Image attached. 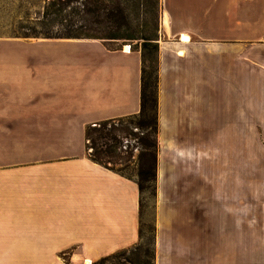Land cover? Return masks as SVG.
<instances>
[{"label":"crops","instance_id":"crops-1","mask_svg":"<svg viewBox=\"0 0 264 264\" xmlns=\"http://www.w3.org/2000/svg\"><path fill=\"white\" fill-rule=\"evenodd\" d=\"M236 1L160 0L154 264H215L217 257L247 264L246 216L233 221V256H216L217 238L230 229L216 227L213 204H201L214 188L215 154L213 138L200 148V130L215 128L216 112L231 127L235 110L230 85L215 89L230 75L216 73L214 59L200 49L212 47L214 56L217 47L223 63L241 48L240 39L224 36L242 32L244 0L231 5ZM183 34L190 40L181 41ZM6 43L0 42V264H93L136 245L137 183L91 160L85 129L139 113L140 51L108 49L96 39L16 40L58 50L38 57L8 55ZM255 224L254 264H264V222Z\"/></svg>","mask_w":264,"mask_h":264},{"label":"rangeland","instance_id":"rangeland-1","mask_svg":"<svg viewBox=\"0 0 264 264\" xmlns=\"http://www.w3.org/2000/svg\"><path fill=\"white\" fill-rule=\"evenodd\" d=\"M44 2L45 0H36L34 4H25V0H0V42L7 41L8 55H14V52L17 51L25 55L28 54L29 56H54L55 52L58 51L56 50L57 48H42L40 46L37 47V45H15L16 40L42 38L23 37L14 29L15 26L10 27L5 25L4 17L7 11L13 10L12 13H14V10L20 6L21 12L15 14L17 19L21 16L20 14H22L24 9L28 8V17L34 19L41 12ZM239 3L240 1L238 0L232 2L231 5H239ZM223 4L225 8H223L222 13L228 14L230 4H225V2ZM241 4L242 32L224 35L230 37L229 39L231 40L238 41L240 39L242 42L241 48L231 51V56H225V59L222 61L223 63L218 60L216 53L218 50L217 47L214 49V56L210 49L212 47L208 49L206 46H201L202 48L200 49V52H204L205 56L214 59L212 68L216 73L224 72L225 75H230V81L216 80L215 89L216 91L218 89L221 91V87L219 88L221 84L230 85L231 96H229L231 99V110H235V113H232L234 114L232 119H230L231 127L227 128L225 126L227 125V121L223 124L222 119L219 118L216 112L215 128L208 130L207 133L206 129L200 130V148L202 150L205 149L207 138L209 141L213 138L214 146L211 151L215 154L213 165L214 188L210 190L208 196L204 194V197L201 199V204H206L207 201L213 204V208H210L209 215L214 217L216 223L218 222L216 227L219 229L228 227L230 229L229 238L227 235H225L226 238L224 240L217 238L218 241L215 242L216 247L214 250L216 256L223 251L226 252L229 250L231 256H233L232 252L234 249H238L239 243V235L237 231L234 232L233 221L237 220L238 222L239 217L246 216L247 264H254L255 221L258 218L259 222L261 220L264 222V0H244ZM226 18L227 16L223 15L219 19ZM236 19H238V15ZM159 40L161 41L160 29ZM164 41H169V38L164 39L162 37V42ZM118 45H121L123 49L128 45L132 49H135L136 42L118 41L116 45L113 44L111 47ZM1 46L4 47L5 44ZM159 46L160 43L158 44V51ZM65 50L66 52H73L77 56L80 49L66 46ZM137 50L140 51V48H137ZM156 96H158V81ZM226 109H228V106H226ZM238 120H241V128L235 127L233 123ZM220 124L224 125V127L221 128ZM243 124H245V128L242 127ZM134 131L137 130L134 129ZM156 138L158 142V124ZM202 150H200V153ZM138 153L139 150L134 149L129 161L120 160L115 164H111V166L117 170L122 169L124 175L131 176L135 179V173L139 164ZM244 162L245 171L243 170ZM143 196L144 207L141 220L145 226L143 229L146 232L149 226H153L155 230L156 195L155 198H149L147 193ZM223 218L228 219L232 224H224L221 220ZM228 240L231 241L230 248H227L225 243ZM235 254V260L238 263L237 251ZM224 262L220 260V257L215 259V264H224Z\"/></svg>","mask_w":264,"mask_h":264},{"label":"trees","instance_id":"trees-1","mask_svg":"<svg viewBox=\"0 0 264 264\" xmlns=\"http://www.w3.org/2000/svg\"><path fill=\"white\" fill-rule=\"evenodd\" d=\"M36 0H25L34 4ZM160 0H45L41 12L28 17V8L20 13V6L7 11L5 25L28 38L42 39H96L108 49H117L118 41H135L140 48L141 92L138 114L104 120L85 129L87 149L92 161L104 165L128 179L122 169L111 164L129 161L138 149V168L135 181L139 190V242L128 248L98 259L93 264H154L155 230L142 224L143 195L155 198L156 156L158 152L157 96L158 40ZM12 13V14H11ZM140 45V47H139ZM136 129L137 131H134ZM134 140L123 150L124 139ZM124 154V155H122ZM110 164V165H109Z\"/></svg>","mask_w":264,"mask_h":264},{"label":"bare ground","instance_id":"bare-ground-1","mask_svg":"<svg viewBox=\"0 0 264 264\" xmlns=\"http://www.w3.org/2000/svg\"><path fill=\"white\" fill-rule=\"evenodd\" d=\"M181 39H182L181 41H189V40H190V37H189L188 35H184V34H183V35L181 36ZM124 50H125V51H129V46H126V47L124 48ZM179 55H182V53L179 52ZM86 264H91V262L86 261Z\"/></svg>","mask_w":264,"mask_h":264},{"label":"built area","instance_id":"built-area-1","mask_svg":"<svg viewBox=\"0 0 264 264\" xmlns=\"http://www.w3.org/2000/svg\"><path fill=\"white\" fill-rule=\"evenodd\" d=\"M134 142L135 141L131 140V139H127V138L124 139L123 143H122L123 144V146H122L123 150H126L128 146H132V144H134Z\"/></svg>","mask_w":264,"mask_h":264}]
</instances>
